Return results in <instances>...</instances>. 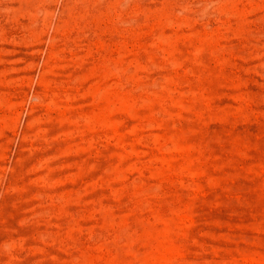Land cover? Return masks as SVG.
Segmentation results:
<instances>
[{"label": "rangeland", "instance_id": "obj_1", "mask_svg": "<svg viewBox=\"0 0 264 264\" xmlns=\"http://www.w3.org/2000/svg\"><path fill=\"white\" fill-rule=\"evenodd\" d=\"M0 264H264V0H0Z\"/></svg>", "mask_w": 264, "mask_h": 264}]
</instances>
